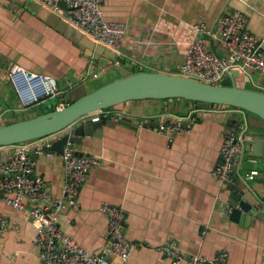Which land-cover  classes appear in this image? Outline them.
I'll use <instances>...</instances> for the list:
<instances>
[{"label": "crops", "instance_id": "obj_1", "mask_svg": "<svg viewBox=\"0 0 264 264\" xmlns=\"http://www.w3.org/2000/svg\"><path fill=\"white\" fill-rule=\"evenodd\" d=\"M40 5V4H39ZM243 11L248 29L264 46V0H104L108 20L125 22L128 30L123 47L117 53L118 64L131 72L151 71L176 74L183 62L189 41L197 34L194 25L203 23L212 31L219 15L231 10ZM212 49L226 55L225 49L207 33H202ZM68 37L24 9L15 0H0V120L21 121L65 106L71 101L59 96L24 107L8 78V71L20 66L30 72L53 75L61 91L84 84L87 92L119 77L112 66H96ZM112 68V69H111ZM96 80H102L96 84ZM258 89L261 78L254 69L239 71L235 83ZM93 83L90 84V83ZM119 118L131 124L103 120L92 135L84 138L76 151L97 156L101 165L92 168L80 190L76 207L65 209L58 224L66 236L74 238L92 253L106 245L107 220L99 211L105 201L122 206L127 238L140 244L130 253L126 264H172L158 246L174 240L184 255L201 254L212 258L228 253L226 264H264V221L248 218L234 221L226 209L228 192L212 170L219 160L223 138L234 127V118L248 130L263 128L260 118L224 105L201 108L184 98H146L129 100L119 107ZM189 113L196 122L188 131L158 132L154 126L163 117ZM116 113H114L115 115ZM136 122L139 124L136 125ZM228 126L232 128L229 129ZM59 136L60 134H56ZM243 144L241 163L244 173L259 170L247 180L264 203V163L248 161ZM14 145L0 146V163L7 160ZM36 171L48 191L59 196L63 186L60 153L37 155ZM244 161V160H243ZM9 227L0 235V264H41L38 247L33 243L35 228L27 215L0 202ZM113 264H121L113 254ZM180 264H185L181 262Z\"/></svg>", "mask_w": 264, "mask_h": 264}, {"label": "built area", "instance_id": "obj_2", "mask_svg": "<svg viewBox=\"0 0 264 264\" xmlns=\"http://www.w3.org/2000/svg\"><path fill=\"white\" fill-rule=\"evenodd\" d=\"M57 15L67 24L82 32L96 44L120 53L128 25L125 22L108 20L103 10L104 0H33ZM64 2L65 7L60 5ZM248 16L241 10L223 12L217 18L212 31L203 23L194 25L197 36L189 41L186 56L176 74L211 85H219L234 70L254 69L258 72L264 92V46L248 29ZM207 33L226 51L217 54L202 35ZM96 75V74H94ZM8 78L20 97L22 106L41 103L57 96L61 90L53 75L30 72L14 66L8 71ZM63 107V106H61ZM114 107V106H113ZM113 107L102 109L83 116L82 121H103L120 116ZM60 108V107H59ZM196 122L189 113L180 117H163L155 126L158 132H168L170 139L181 131H188ZM244 123H239L224 136L219 149V160L212 175L223 185L233 180L235 171L242 160L243 144L248 136ZM52 134L43 138L14 145L9 158L0 163V202L23 211L35 228L33 243L38 247L41 264H113L107 257L115 255L121 264H126L130 253L140 244L129 240L125 234L126 214L122 206L101 202L99 211L107 220L106 245L101 252L92 253L82 247L74 238L66 236L59 227L58 219L65 209L76 207L78 196L88 172L101 165L102 160L93 155L78 154L74 145L67 142L60 153L63 169V186L59 196H53L46 187L44 177L36 171V161L30 157L53 155L49 150L54 141L60 138ZM256 162L253 156L248 157ZM233 167L235 170H233ZM259 170L250 169L243 178L252 180ZM231 206L226 211L231 212ZM9 227L7 218L0 213V235ZM158 250L171 260L172 264H226L228 253L221 251L212 258L201 254L184 255L176 241L159 245Z\"/></svg>", "mask_w": 264, "mask_h": 264}, {"label": "water", "instance_id": "obj_3", "mask_svg": "<svg viewBox=\"0 0 264 264\" xmlns=\"http://www.w3.org/2000/svg\"><path fill=\"white\" fill-rule=\"evenodd\" d=\"M15 1L20 2L24 9L37 15L71 39L80 48L83 56L90 59L93 67L91 74H95L96 66L102 63V69L112 66L120 76L91 92L86 91L84 84L73 88L68 84L59 96L62 102L65 98H69L71 103L21 121L5 123L0 120V146L16 145L60 133V138L54 141L47 151L61 153L67 142L82 145L84 138L92 135L96 127L103 122H91L89 119L82 121L83 116L129 100L146 98H184L195 101L201 108H209L211 105L230 106L254 113L264 121V92L237 86L234 80L239 75L238 70L228 74V77L223 79L219 85H211L178 74L151 71L131 72L126 66L118 64V58L113 51L96 44L37 2L33 0ZM60 5L65 7L64 2H60ZM114 118L116 120H112L113 122L131 124L119 118L118 115H114ZM233 121L234 127L237 128L240 123L239 117H235ZM138 124L136 122V125ZM245 149L250 156L264 157V139L254 137L247 140ZM76 152L85 155L79 151ZM30 157L35 160L37 155L31 152ZM233 170H235L234 167ZM233 174V180L225 186L228 192L227 203L232 208L228 213L229 218L234 221H241L244 218L264 221L263 201L255 194L246 179L235 171Z\"/></svg>", "mask_w": 264, "mask_h": 264}, {"label": "rangeland", "instance_id": "obj_4", "mask_svg": "<svg viewBox=\"0 0 264 264\" xmlns=\"http://www.w3.org/2000/svg\"><path fill=\"white\" fill-rule=\"evenodd\" d=\"M102 80H96V84L97 83H99V82H101ZM90 84H92L93 85V83L91 82ZM241 84V82H240V80H238L237 81V83H236V85H240ZM256 86H257V88L259 89V90H261V88L263 87V82L262 81H260V83H256ZM262 91V90H261ZM125 103V102H124ZM124 103H122V104H124ZM119 105H121V104H118V105H116L115 107H119ZM242 112H245V113H248V114H251V115H253L254 117H256V118H260L259 116H257L256 114H254V113H251V112H249V111H245V110H243V109H240ZM260 121H262V123H263V128L261 129V132L259 131V130H253V132H251V131H249L248 130V133H253V134H255V135H264V121L260 118ZM246 133H247V131H246ZM57 134H60V133H57ZM261 159V161L264 163V157L263 158H260ZM244 160V161H243ZM244 162V164H247V162H246V159L244 158V156L242 157V160H241V163H243ZM241 163H240V165H241ZM240 165L238 166V169H237V174L239 175V176H241V177H243L244 176V169H241L240 168Z\"/></svg>", "mask_w": 264, "mask_h": 264}, {"label": "trees", "instance_id": "obj_5", "mask_svg": "<svg viewBox=\"0 0 264 264\" xmlns=\"http://www.w3.org/2000/svg\"><path fill=\"white\" fill-rule=\"evenodd\" d=\"M134 72H138V71H134ZM249 89H251V88H249ZM253 89V88H252ZM253 90H258V91H261V90H259V89H253ZM193 102H195V101H193ZM71 103V102H70ZM196 103V102H195ZM197 104V103H196Z\"/></svg>", "mask_w": 264, "mask_h": 264}]
</instances>
